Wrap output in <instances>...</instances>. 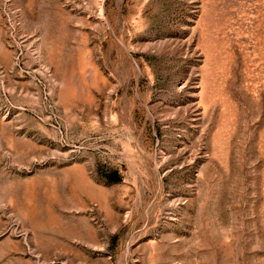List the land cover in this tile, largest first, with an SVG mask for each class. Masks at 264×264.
<instances>
[{
  "label": "rangeland",
  "instance_id": "obj_1",
  "mask_svg": "<svg viewBox=\"0 0 264 264\" xmlns=\"http://www.w3.org/2000/svg\"><path fill=\"white\" fill-rule=\"evenodd\" d=\"M0 264H264V0H0Z\"/></svg>",
  "mask_w": 264,
  "mask_h": 264
}]
</instances>
